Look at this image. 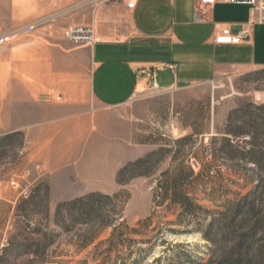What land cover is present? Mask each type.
<instances>
[{"label":"rangeland","instance_id":"obj_1","mask_svg":"<svg viewBox=\"0 0 264 264\" xmlns=\"http://www.w3.org/2000/svg\"><path fill=\"white\" fill-rule=\"evenodd\" d=\"M32 1L0 0V131L20 119L59 126L62 141L50 139L47 156L62 154L67 171L54 175L40 161L29 163L21 139L0 134V264H264V69L225 72L187 89L146 90L118 108L84 98L71 105V78H86L89 67L87 48L65 32L92 23L93 11L67 0ZM30 88L37 97L29 107ZM160 148L170 153L150 176L118 181L124 167ZM173 156L200 166L192 170L191 197L202 211L187 229L172 225L179 209L154 204L157 179ZM50 174L69 189L42 194ZM92 189L102 191L65 195ZM90 194L103 198L81 200ZM120 224L135 243L107 252L101 243ZM254 224L260 230L251 236ZM241 235L249 239L238 245Z\"/></svg>","mask_w":264,"mask_h":264},{"label":"crops","instance_id":"obj_2","mask_svg":"<svg viewBox=\"0 0 264 264\" xmlns=\"http://www.w3.org/2000/svg\"><path fill=\"white\" fill-rule=\"evenodd\" d=\"M67 1L69 7L76 5L81 12L90 7L92 23L78 26L91 27L94 36V42L84 46L89 67L86 78L72 77L65 93L71 105L87 99L99 108H118L149 90L151 80L156 81L159 91H170L207 84L225 72L264 69V25L250 26L249 36L237 45L214 42L220 27L229 28L234 35L243 32L252 17L248 6L221 0L213 6H200L196 0H135V7L128 9L129 0ZM53 3L47 0L45 4ZM29 92L25 100L30 107L37 95L33 88ZM51 129L57 133L53 139L48 136ZM74 129L76 132V126ZM0 134H16L23 150H27L29 163L40 161L54 175L67 171L60 168L62 154H54L53 160L47 156L51 152L46 150V143L50 139L62 141L59 126L20 119ZM42 149L39 158L37 151ZM53 174L47 177V183H41L38 190L42 194L69 189L57 185ZM94 191L102 190L67 191L65 195L81 197Z\"/></svg>","mask_w":264,"mask_h":264},{"label":"trees","instance_id":"obj_3","mask_svg":"<svg viewBox=\"0 0 264 264\" xmlns=\"http://www.w3.org/2000/svg\"><path fill=\"white\" fill-rule=\"evenodd\" d=\"M230 133H232L235 137H239V133ZM251 135L254 136V133L252 132ZM186 140L187 138L180 139L175 144L180 146ZM168 153H170V151L166 148H160L156 152L149 154L145 158L139 159L136 162L127 165L118 173V181L125 184L130 179L136 176H150L155 164L163 159V157H165V155ZM176 156H173L172 164L165 171H163L157 179L154 194V204L157 207H162L165 205L166 210L169 211H172L175 208L179 209L176 220L172 225L187 229L188 227L196 223L197 214L200 213L199 211H202V208L197 206L195 204V199L191 197L194 189L193 187L195 186L196 177L194 176L191 167H186L183 162H178V160L175 158ZM124 175H126V178H124ZM94 198L101 199L103 198V196L99 194H90L81 200L91 201ZM154 215L155 214L152 213L151 216L154 217ZM150 218L151 217L141 223L143 230L146 229ZM215 222L216 220H213V223L210 225V229L212 228L213 224H215ZM106 225H109V223L106 222ZM253 227L254 233L252 232L251 236H253V234L257 233L260 230L256 224H254ZM125 230H127V228L123 224L113 226L111 237L105 242L101 243V245L106 244L109 246L107 252H109L111 249H116L118 247L124 246L125 244L128 245L131 243H135L134 240H130L124 237ZM131 232L137 235L140 234V232L136 230H132ZM248 236H239L238 245L247 243L249 239ZM203 237H205V239H207L211 243H214V240L210 233L203 234ZM232 264L241 263L239 260H236ZM245 264L250 263L248 262Z\"/></svg>","mask_w":264,"mask_h":264},{"label":"built area","instance_id":"obj_4","mask_svg":"<svg viewBox=\"0 0 264 264\" xmlns=\"http://www.w3.org/2000/svg\"><path fill=\"white\" fill-rule=\"evenodd\" d=\"M218 0H196L197 4L200 6H213ZM226 4L234 5H245L248 6L252 12V17L250 23L246 28L238 35L231 33L230 29L227 27H220L219 32L216 35L214 42L219 45H237L243 39L249 36L250 26L253 24L264 25V0H221ZM128 9H133L135 7V0H129L126 4ZM66 39L73 43L83 46L91 45L94 42L93 29L91 27L84 26H72L68 28L65 32ZM149 90L156 92L159 91V87L156 81L151 80L149 83ZM189 166L193 171L199 169V164L196 160L191 159ZM12 188H17V181L12 180L10 182Z\"/></svg>","mask_w":264,"mask_h":264},{"label":"water","instance_id":"obj_5","mask_svg":"<svg viewBox=\"0 0 264 264\" xmlns=\"http://www.w3.org/2000/svg\"><path fill=\"white\" fill-rule=\"evenodd\" d=\"M140 88V87H139Z\"/></svg>","mask_w":264,"mask_h":264}]
</instances>
